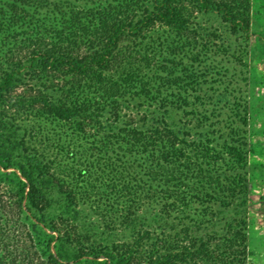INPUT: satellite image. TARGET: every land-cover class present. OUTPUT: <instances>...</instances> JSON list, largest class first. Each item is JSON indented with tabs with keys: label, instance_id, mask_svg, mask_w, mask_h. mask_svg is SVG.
Here are the masks:
<instances>
[{
	"label": "rangeland",
	"instance_id": "374dc122",
	"mask_svg": "<svg viewBox=\"0 0 264 264\" xmlns=\"http://www.w3.org/2000/svg\"><path fill=\"white\" fill-rule=\"evenodd\" d=\"M145 1L48 0L17 23L8 0H0V82L13 58L24 60L0 101V148L16 166L40 163L43 173L36 170L35 178L48 205L32 208L21 193L27 180L19 169H1L0 228L13 232L17 221L43 226L59 238L51 244L56 257L93 244L134 247L148 257L153 234H168V218L225 233L224 225L236 218L232 207L240 202V186L246 192L244 213L237 217L246 223L245 264H264V0H249L246 33L219 14L196 10L190 22L199 56L172 59L155 38L128 45L169 68L173 60L179 63L167 70L169 76L189 75L184 86L157 85L165 107L153 103L155 95L124 96L111 104L100 93L79 89L67 69L33 72L37 65L27 61L33 35L53 38L72 10H138ZM54 107L75 115L61 117ZM156 247L154 254H168Z\"/></svg>",
	"mask_w": 264,
	"mask_h": 264
},
{
	"label": "trees",
	"instance_id": "16d2710c",
	"mask_svg": "<svg viewBox=\"0 0 264 264\" xmlns=\"http://www.w3.org/2000/svg\"><path fill=\"white\" fill-rule=\"evenodd\" d=\"M47 5L48 0H8L6 3L17 23L26 21L31 10L37 11ZM196 10L199 13L221 15L239 32L246 33L251 29L249 0H146L138 10H130L129 6L124 5H111L88 12L79 9L76 13L72 10L71 17L64 23L65 27L56 31L53 38L48 39L45 34L40 37L33 35L34 40L28 45L30 50L26 52V58L37 65L33 67V72L35 69L44 73L67 69L76 79L74 81L79 89L100 93V99L107 98L111 104H118L115 98L124 96L132 99L155 95L153 103L165 107L166 98H162L163 92L159 91L157 85L173 87L179 83L184 86L187 78L190 79L189 75L169 76L167 70L178 68L179 63L173 60V68H169L168 62H153L128 45L138 40L142 42L155 38L159 41L158 47L163 49L161 53H170L172 59L184 58L186 54L199 56L202 49L196 46V31L190 22ZM0 14L4 15L5 12L0 9ZM82 19L89 21L84 23ZM159 25L161 28L166 27V30L162 28L161 32H156ZM43 31L47 32L46 29ZM148 50L151 51L150 48ZM23 53L20 50V54ZM23 61L19 57L13 58L8 70L2 72L0 101L10 91L16 75L21 73ZM182 91L187 90H179V93ZM53 112L64 118L75 115L62 107H54ZM168 129V136L174 139L173 132ZM33 161L16 166L13 156L0 148V170L16 166L27 180L21 190L23 197L32 208L39 209L47 204L44 206V186L38 185L35 173L36 170L38 173L43 171L40 163L34 164ZM239 191L237 196H241L240 202L232 207L236 218L224 225L222 230L225 233L221 234L212 228L209 231L202 224L185 222L184 218L171 220L167 217L164 230L168 234H153L150 245L152 253L148 257H144L143 251H136L134 247H96L95 244L88 248L82 246L71 255L56 257L51 252V244L59 238L48 236L44 227L36 223L28 228L25 223L19 226L17 221V229L13 232L8 233L3 227L0 228V264H245L246 223L237 217L244 213L246 192L240 186ZM232 193L236 194V191ZM231 205L221 207L229 208ZM164 215L161 218L163 221L168 213ZM66 243L62 241L63 245ZM76 243L80 244L81 241ZM155 247L168 254H154Z\"/></svg>",
	"mask_w": 264,
	"mask_h": 264
}]
</instances>
